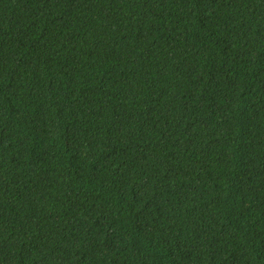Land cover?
<instances>
[{
	"label": "trees",
	"instance_id": "trees-1",
	"mask_svg": "<svg viewBox=\"0 0 264 264\" xmlns=\"http://www.w3.org/2000/svg\"><path fill=\"white\" fill-rule=\"evenodd\" d=\"M0 264H264V0H0Z\"/></svg>",
	"mask_w": 264,
	"mask_h": 264
}]
</instances>
